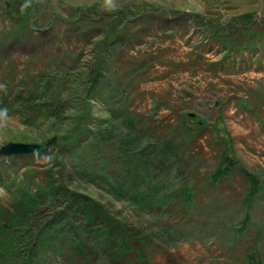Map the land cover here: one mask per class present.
I'll use <instances>...</instances> for the list:
<instances>
[{"label":"rangeland","instance_id":"374dc122","mask_svg":"<svg viewBox=\"0 0 264 264\" xmlns=\"http://www.w3.org/2000/svg\"><path fill=\"white\" fill-rule=\"evenodd\" d=\"M77 126L92 131L87 164L128 184L126 168L138 169L139 190L68 175L71 157L51 150L0 155V264L30 252L35 264L264 263V0H0V147ZM126 141L139 166L121 154ZM225 156L236 166L213 182ZM65 193L101 212L71 205L47 231ZM83 233L86 245L99 233L116 247L79 250ZM127 239L134 250L114 257Z\"/></svg>","mask_w":264,"mask_h":264},{"label":"trees","instance_id":"16d2710c","mask_svg":"<svg viewBox=\"0 0 264 264\" xmlns=\"http://www.w3.org/2000/svg\"><path fill=\"white\" fill-rule=\"evenodd\" d=\"M101 76H102L101 71H97V74L95 75L94 79L91 80L92 86L97 83L96 81H99ZM77 124H79V123H77ZM102 124H105L104 120L102 121L101 125ZM83 127L87 128V126H82V127L77 126V127L73 128L72 130H74V131H80L81 130L83 133H85L87 135V133ZM81 131L79 134L82 133ZM109 131H111V130L108 127H104L102 129L100 127V129H99V133L101 135H104V136H106ZM101 135L99 137H101V139H104V137H102ZM105 138H109V137H105ZM74 142H75L74 135H69L68 133H65V134H62V139H60L59 141H57L56 139H51V140H49L48 143H49L50 149L56 150L55 152H53V155L56 157L57 161H59L60 159H65L67 157V154H69V156L72 157L73 160L71 159V162H70V166L72 167V172H74V175L78 176L80 180H86L87 179V180H90L95 185L98 182H100V183L102 182L105 185H107L109 188L111 187L113 189V191L115 190L116 194H119L117 192H122L123 189L127 190L126 192L128 195H131L134 192V189L139 190V187H137V186H139V182L142 180V178H141L142 175L138 169L137 170L136 169L130 170L132 168L127 167L125 170L126 171L125 174L127 177H130L132 182L130 184H128L127 182H119L118 180H115L111 175H108L106 172H103L102 170H98L96 165L94 167H91L90 165H88L87 160L84 159V157H82V155H81L80 146H73ZM75 143H79V141L76 140ZM134 145H135L134 141L133 142L126 141L125 144L122 145L121 154L123 156H126L129 160L136 158V157H134L135 156L134 155L135 154L134 153ZM62 146H65V147L62 148ZM63 149H65L66 151L64 152ZM139 161L140 160L138 158H136L133 165L139 166V164L141 163ZM145 164H148V162ZM219 165H222V167L217 171V173L215 171L212 174V176H214L213 179H211L213 182H217V181H219V179L221 180V178L226 177L225 175L229 174L230 171L233 169V167L236 166L235 163L233 162V159L229 158V156L223 157L221 159V162ZM148 166L149 165H147V167ZM54 184H55V182H54ZM54 184H52V183L49 184L47 187L44 188V191L42 193V194H45L46 200L50 204L56 199L57 192L60 191L57 188V185L55 186V188H52V186H54ZM259 190H260L259 182H253V185L251 188V195H256ZM65 194L68 196L66 199L69 198V205L64 210L55 211V213L52 214L50 221L46 223V227H47L46 230L47 231H52V229L55 228V225L62 222L61 220L63 219V216L66 214L68 207H70L71 205L77 206V207H74L73 209L78 208L79 210H83L84 212H87V213H91L93 210H95V211L97 210L96 211L97 213H98V211H100V209H97L94 207V204H90L86 201H83L82 199H81V201H79L77 193H75V194L65 193ZM22 196H26V195H22ZM132 198L134 200H138L135 195H133ZM25 199H30V198L25 197ZM28 202L30 204H34V202L32 200L31 201L28 200ZM97 215L98 214H94L93 215L94 217L92 220L96 219ZM64 218H65V216H64ZM51 224L52 225L54 224V228H52ZM11 226H12V222H11ZM6 228H7L6 224H4V223L2 224V222H0V234L4 233ZM97 235L101 236V243L103 245H106L107 247H108V245L110 246V250H112L113 248L116 247L115 244L117 243V240H115L114 242H112V240L110 241V239H111L110 237H112V236L108 237L107 239H104V237L101 234L97 233ZM83 239H84V237L81 236V241ZM129 240L130 239H127L126 243L122 242L118 249L113 250L112 254L114 255V257H121L124 254H126L128 252H132L134 250L130 247ZM81 246H84V247H81ZM79 247H80L79 248L80 250L83 248H87L90 251V248H95V250L98 251V249L96 248L94 243H88L86 245V243H83V241H82V242H79ZM40 250H42V249L39 248V251ZM110 250H109V252H110ZM35 251L38 254V249L35 248ZM11 255L12 256L18 255V253L17 252L11 253ZM139 256L143 257L144 255L139 254ZM35 258H36L35 254L33 252H30L25 259L26 264H35V261H36ZM247 258H248L250 264H264L258 258L257 254L247 255ZM90 259H91V255L86 254L84 261L87 262Z\"/></svg>","mask_w":264,"mask_h":264},{"label":"water","instance_id":"95a60500","mask_svg":"<svg viewBox=\"0 0 264 264\" xmlns=\"http://www.w3.org/2000/svg\"><path fill=\"white\" fill-rule=\"evenodd\" d=\"M47 148L46 144H31V143H14L10 142L0 149V153L4 154H28L44 150Z\"/></svg>","mask_w":264,"mask_h":264},{"label":"bare ground","instance_id":"6f19581e","mask_svg":"<svg viewBox=\"0 0 264 264\" xmlns=\"http://www.w3.org/2000/svg\"><path fill=\"white\" fill-rule=\"evenodd\" d=\"M113 40V41H112ZM111 41H112V44H114L115 42H114V39H113V37H112V39H111ZM101 71V70H100ZM101 73H102V71H101ZM92 89H94L93 91H90V93H89V95L90 96H92V97H95V96H97L98 94H99V91H100V89L96 86V85H93V87H91V90ZM95 89H96V92H95ZM80 114V113H79ZM83 116V115H82ZM90 118L91 119H93V116L92 115H89L88 116V118H87V120L89 121L90 120ZM84 119H85V121H86V118L84 117ZM104 120V122H105V124H110L111 123V119L110 118H105V119H103ZM110 120V121H109ZM87 122V121H86ZM80 136H82V137H85L86 136V134H84V133H81L80 134ZM102 137H106V136H104V135H102ZM162 147H163V145H162ZM69 173H68V175H74V172H72V170L71 171H68ZM68 175H65V177H67ZM81 234V233H80ZM85 233H83L81 236L82 237H84V238H89V235H87V236H85L84 235ZM92 243H94V245H96V246H98L99 248H100V250H102V251H105L106 253H109V250H110V246L108 245V247L106 246V245H103L102 243H101V236L100 235H94V237H93V239H92Z\"/></svg>","mask_w":264,"mask_h":264}]
</instances>
